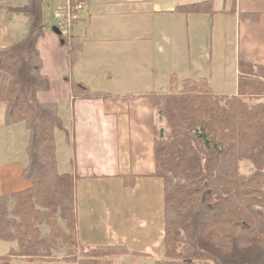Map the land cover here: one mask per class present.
I'll return each mask as SVG.
<instances>
[{
    "label": "trees",
    "instance_id": "obj_1",
    "mask_svg": "<svg viewBox=\"0 0 264 264\" xmlns=\"http://www.w3.org/2000/svg\"><path fill=\"white\" fill-rule=\"evenodd\" d=\"M42 2L25 0L5 9L6 15H26L30 25L25 37L0 48L3 123H23L28 131L22 177L29 187L0 196V240L15 241L17 247L0 256V264H12L13 257L22 259L19 264H113L115 257L144 256L125 245L83 246L78 255L71 250L76 240L75 177L57 170L55 131L65 133V143L69 135L58 104L37 98V92L50 88L36 49L42 35L36 13ZM175 11L216 13L210 1L183 4ZM238 18L255 20L257 15L239 13ZM58 38L65 45L66 36L59 33ZM80 49L73 36L70 65ZM69 84L73 97L107 96L74 80ZM169 85L167 91L149 94L164 121V128L154 126L150 177L161 184L163 235L162 259L152 264H264V66L238 63L233 95L213 93L204 77L184 79L178 87L171 75ZM252 99L256 102L250 103ZM241 160L252 164L250 175L238 172ZM134 183L124 181V186ZM41 225L48 231L41 233ZM63 246L66 257L49 260Z\"/></svg>",
    "mask_w": 264,
    "mask_h": 264
},
{
    "label": "crops",
    "instance_id": "obj_2",
    "mask_svg": "<svg viewBox=\"0 0 264 264\" xmlns=\"http://www.w3.org/2000/svg\"><path fill=\"white\" fill-rule=\"evenodd\" d=\"M16 1L25 3V0ZM59 1L58 7L64 0ZM81 1L85 7L71 29V34L80 40L81 49L72 65L58 35L43 22L45 0L36 7V21L41 19L42 26L36 49L42 59L41 73L50 84L48 91L37 92V98L58 104V115L69 135V142L64 143L72 151L60 164L55 144L56 163L58 172L75 177L78 244L125 245L129 250L145 254L141 257L145 259L150 255L147 240L154 234H163L161 196L154 199L152 194L153 190L156 194L161 192V184L150 177L154 172L156 115L149 94L168 90L171 75L181 82L202 77L205 73L202 62L211 59L208 49L213 52L215 42L219 45L224 40L223 26L218 38L215 37L216 17H220L222 24L229 22L234 27L235 81L238 63L264 66V0ZM198 1H210L216 13L209 17L206 13L175 11L177 6ZM2 12L6 15L5 9ZM239 13L255 14L257 18L240 20ZM9 14V24L20 16L28 23L22 33L28 34L27 16ZM16 24H20L19 20ZM19 40H8V44ZM42 41H48L50 48L43 50L46 45ZM72 80L84 84L91 92L107 96L73 97L69 84ZM3 111L1 104L2 120ZM28 136L27 131V140ZM23 157L27 165L26 155ZM20 172L17 166L12 176L7 174L6 166H0V188L6 190L10 183L18 182L15 178H19ZM133 180L131 188L124 186V181L128 184ZM22 181L21 188L29 187L27 181ZM145 189L150 197L146 204L140 197ZM94 205L101 209L95 221L99 225L91 226L87 218L94 215ZM154 219L161 228L154 226ZM44 227L43 233L48 231ZM81 229L91 234V238L82 239L85 235L80 233ZM97 233L101 235L99 239L92 237ZM139 240H143V245Z\"/></svg>",
    "mask_w": 264,
    "mask_h": 264
},
{
    "label": "rangeland",
    "instance_id": "obj_3",
    "mask_svg": "<svg viewBox=\"0 0 264 264\" xmlns=\"http://www.w3.org/2000/svg\"><path fill=\"white\" fill-rule=\"evenodd\" d=\"M61 1L59 0H45V4L42 7L43 9V22L45 26L52 30L51 32L53 34H56V31L52 28L54 26L55 20L53 19V13L56 10V8L59 6ZM21 5L20 3H18ZM16 0H12V3L9 2V0H0V48H3L8 44V40H15L18 39L20 36L25 37L26 34H22L23 31H25L27 28V24L25 23V20L21 19L20 16L18 19H15L13 23H8L9 21L7 18H9L10 14L5 15L2 12V9L6 8H13L14 5H18ZM9 5V6H7ZM226 5H229V2L226 3ZM220 17L215 18V25H214V32L215 37L218 38V33L220 29L223 26V36L222 38L224 40L220 41V44H217V41L214 44V50L213 52L208 49V52L211 54V59H209L208 62H205V60L202 62V65L205 66V73L202 74V77L206 78L209 88L213 93H223L224 95H233L235 93V86L237 84L236 79V64L234 62L233 52H234V27L229 22L226 24H222V21L220 22ZM19 20L20 24H16V22ZM220 23V24H219ZM75 31V30H73ZM71 39H68V36L66 37L65 42H70V40L73 39V35L69 34ZM22 39V38H21ZM42 43L46 46L42 47L44 48H50L48 41H42ZM62 45L63 48L68 49L70 48L68 45ZM186 45V44H185ZM52 49V47H51ZM45 53V52H44ZM70 57V54H69ZM68 57V58H69ZM208 66V69H207ZM176 78V76H175ZM181 80L176 79V84L179 87L181 85ZM170 87V85H169ZM168 87V90H169ZM167 91V90H166ZM250 103H255L256 100L252 99V101H249ZM1 105V104H0ZM154 109V108H153ZM155 115H156V128L158 130L160 128H164V121L163 118H161L157 110L155 109ZM21 123H17L14 125L7 126L3 123V120L0 119V166H6L7 174H12L16 172L17 166L20 168V176L19 178L16 176L15 180L18 182L10 183V188H7L6 190H3V188H0V194L6 195L10 194L12 192H16L19 190H22L23 188L20 187V183H23L22 179V171L26 167L25 160L23 155H26V146L28 143L27 140V131L25 130V126ZM68 133V132H67ZM64 135L65 133L60 130L55 131V144L57 148V155L59 158V163L61 164L63 158H67L68 155L71 153L72 148L70 149L65 143H64ZM27 141V143H26ZM27 159V156H26ZM25 165V166H24ZM61 167V165H60ZM254 171V168L252 164L248 160H241L238 164V172L243 175H250ZM112 189V188H111ZM110 189L107 191L109 192ZM159 194H156V191L153 190V198L156 199V195L161 196V192L159 190ZM141 200L144 204H146L147 200L150 199L148 196V190L145 189L141 193ZM160 199V198H159ZM12 202V201H9ZM8 202V203H9ZM7 203V205H8ZM12 204V205H11ZM85 204V203H84ZM86 205V204H85ZM13 206V202L8 205V208L11 209ZM95 213L93 216H90L87 218V224H91L93 226L94 224L99 225L98 222H95L98 220V214L100 212V207L97 205L92 206ZM160 211L162 212L161 206ZM160 217V215H159ZM155 220V219H154ZM161 224L158 223L157 220L154 221V226H157L161 228ZM81 227V224H80ZM100 227V226H99ZM40 228V227H39ZM45 227L44 225L41 226V233H43ZM157 231V229H155ZM80 233H82V239H90L91 234H89L87 231L81 229ZM154 234V233H153ZM162 235L163 234H154V236L147 240V244L149 247L148 252H150V255L147 254V258L144 259L141 258L142 256H134V255H125L120 257H115L112 259L113 264H152L154 260H161V241H162ZM76 236V235H75ZM100 233L95 234V236H92L94 238H100ZM140 241V240H139ZM138 241V242H139ZM143 243V240L140 241V244ZM143 245V244H141ZM80 247H83L78 244L77 237L75 240V246L72 248V251H76L77 255L80 252ZM16 242L15 241H5L0 240V256L7 255L10 251V249H16ZM76 248V249H75ZM68 248L67 246H63L59 249V251L52 252L51 257H49V260L54 261H61L66 257V252ZM137 257V258H136ZM150 257V259H148ZM22 261L19 257H13L12 258V264H19Z\"/></svg>",
    "mask_w": 264,
    "mask_h": 264
},
{
    "label": "built area",
    "instance_id": "obj_4",
    "mask_svg": "<svg viewBox=\"0 0 264 264\" xmlns=\"http://www.w3.org/2000/svg\"><path fill=\"white\" fill-rule=\"evenodd\" d=\"M85 4L81 0H64L53 13L54 28L70 39L72 26L80 19ZM69 47V45H68Z\"/></svg>",
    "mask_w": 264,
    "mask_h": 264
},
{
    "label": "water",
    "instance_id": "obj_5",
    "mask_svg": "<svg viewBox=\"0 0 264 264\" xmlns=\"http://www.w3.org/2000/svg\"><path fill=\"white\" fill-rule=\"evenodd\" d=\"M53 29L56 31L57 35L60 33L56 28L53 27Z\"/></svg>",
    "mask_w": 264,
    "mask_h": 264
}]
</instances>
